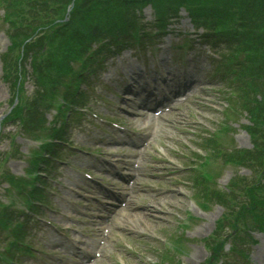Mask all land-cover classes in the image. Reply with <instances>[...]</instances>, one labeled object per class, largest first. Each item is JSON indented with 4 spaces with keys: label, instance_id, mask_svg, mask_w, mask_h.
Here are the masks:
<instances>
[{
    "label": "rangeland",
    "instance_id": "obj_1",
    "mask_svg": "<svg viewBox=\"0 0 264 264\" xmlns=\"http://www.w3.org/2000/svg\"><path fill=\"white\" fill-rule=\"evenodd\" d=\"M175 8L162 6L172 24L154 30L156 35L137 36L131 47L115 55L108 46L88 67L82 66L89 60L71 62L74 78L83 72L78 87L82 96L74 99L72 115L57 117V108L48 110L42 99L49 89L31 74L36 60L23 40L28 16L16 11L4 22L0 4V212L8 204L21 203L11 181L15 174L27 172L25 157L38 145L47 146L50 135L62 140L54 150L63 159L46 157L50 162L37 173L44 170L47 185L41 186L44 191L34 200L35 207L16 224L29 226L27 240L37 245L31 257L13 255L22 258L21 264H80L69 259L66 249L78 238L95 245L89 264H264V231L255 228L257 216L247 214L242 220L235 204L257 186L256 193L264 199V154L260 162L251 158L246 165L229 163L225 157L227 152L254 148L246 126L264 140V101L256 93L264 91V79L249 82L228 69L219 77L214 68L222 58L213 52L211 34L203 35V28ZM139 19L147 21L150 30L152 8L146 7ZM128 21L125 16L116 24L111 21L107 35L117 34ZM93 46L99 49L98 43ZM172 74L192 80L177 93L184 99L178 101L173 94L167 100L170 109L145 114L144 102L129 94L128 85L139 92V82L157 75L162 79L152 90L156 92ZM181 84L176 81V88ZM249 109L259 115L255 125ZM6 115L11 119L6 121ZM24 122L31 129L42 122L46 134L32 137ZM58 127L62 129L56 134ZM54 150L41 153L48 156ZM1 172L10 173L9 178ZM229 192L232 200L226 196ZM258 212L263 219L264 205ZM37 213L43 215L41 222ZM128 216L143 218L135 219L139 228L131 227ZM5 232L0 231L1 253L9 252L10 238L2 239ZM86 260L81 259L84 264ZM0 264L5 262L0 259Z\"/></svg>",
    "mask_w": 264,
    "mask_h": 264
},
{
    "label": "trees",
    "instance_id": "obj_2",
    "mask_svg": "<svg viewBox=\"0 0 264 264\" xmlns=\"http://www.w3.org/2000/svg\"><path fill=\"white\" fill-rule=\"evenodd\" d=\"M14 1H18L16 4L17 8L20 7L18 10L16 6L13 7ZM0 4L5 11L4 22L8 21V17L17 15L16 11L28 16L29 22L24 25L26 31H24L23 40L25 42L29 40L25 46L30 47V52L36 60L33 62V67L37 71V77L42 86L46 88L47 84L49 89L42 99L50 101L51 104L57 98L59 86H65L59 94V96L63 95L64 100L72 102L76 97L72 92L74 89L72 85L75 84V79L83 81V73L80 72L79 77L72 79L74 84L72 81L65 85L58 84L61 77L70 71L71 60L75 62L89 60L82 66L87 67L90 60L104 53V48L108 46L111 48L113 44L119 46L121 41L127 42L132 39L131 37L136 38L145 31L144 25L136 15V10L147 4H152L155 9L157 19L154 24L159 29L165 26L164 18L168 15L161 9L162 6L172 5L176 7L175 9L182 5L185 6L194 22L200 25L211 24L214 31L218 33V37L223 39L225 48L220 52L221 58L225 61L223 65L231 64L233 67L231 71L238 72L242 79H248L249 82L264 79V0H0ZM70 4L72 7L67 15ZM22 14L20 15L23 16ZM66 16H69L68 20H65ZM122 16L128 17V25L117 34L108 36L107 32H110L111 28L110 22L116 24ZM38 28L41 30L36 34ZM222 32H226L225 35H222ZM120 37H122L121 41ZM45 41L46 45H43ZM95 42L100 43L98 50L93 48ZM41 49L45 50L44 54L40 53ZM25 51L28 52L26 49ZM42 69H46V74L42 72ZM256 93L263 97L264 101V95H262L264 91L258 89ZM251 111L252 109H249L251 123L256 124L260 120L259 115ZM246 127L256 143L254 148L227 152L225 155L227 162L244 164L247 160L252 161L251 158L256 157L260 162L259 157L261 158L264 154V144L262 145L264 140L257 137L253 127ZM215 142L216 140H213L211 145L214 146ZM211 152L213 153L212 150ZM19 181L30 187V194L37 196L38 188L35 178L31 181L21 177ZM257 189L258 186L255 192L250 190L245 197L240 196L237 199L236 214L240 212L242 220L247 214L257 216L255 228L264 231V216L261 219L258 212L260 206L264 205V199L259 198V194L256 193ZM262 189L263 186L260 190ZM230 193L226 196H230L232 200L233 196ZM220 200L223 204V198L220 197ZM232 209L235 211L234 208ZM6 219L8 222V216ZM3 221L5 222L4 219ZM218 250L219 247L216 248L217 253Z\"/></svg>",
    "mask_w": 264,
    "mask_h": 264
},
{
    "label": "bare ground",
    "instance_id": "obj_3",
    "mask_svg": "<svg viewBox=\"0 0 264 264\" xmlns=\"http://www.w3.org/2000/svg\"><path fill=\"white\" fill-rule=\"evenodd\" d=\"M154 200V197L153 196H151L150 197V203H151V201H153ZM139 218H141L140 216H137L136 218H133V217H131V216H128V219H129V222H131L132 223V226L131 227H137V228H139V226L137 225V224H135L134 225V223H135V219H139ZM141 219H143V218H141ZM142 221V220H141ZM130 226V225H129Z\"/></svg>",
    "mask_w": 264,
    "mask_h": 264
}]
</instances>
